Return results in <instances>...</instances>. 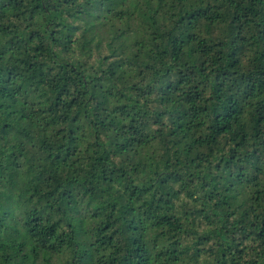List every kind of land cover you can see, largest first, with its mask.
Returning <instances> with one entry per match:
<instances>
[{
    "label": "trees",
    "instance_id": "16d2710c",
    "mask_svg": "<svg viewBox=\"0 0 264 264\" xmlns=\"http://www.w3.org/2000/svg\"><path fill=\"white\" fill-rule=\"evenodd\" d=\"M0 264H264V0H0Z\"/></svg>",
    "mask_w": 264,
    "mask_h": 264
}]
</instances>
